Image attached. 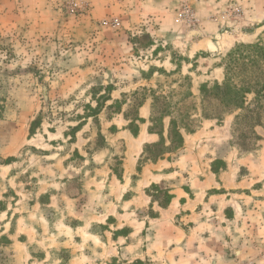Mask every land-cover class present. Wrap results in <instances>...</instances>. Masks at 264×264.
I'll list each match as a JSON object with an SVG mask.
<instances>
[{
  "label": "rangeland",
  "instance_id": "374dc122",
  "mask_svg": "<svg viewBox=\"0 0 264 264\" xmlns=\"http://www.w3.org/2000/svg\"><path fill=\"white\" fill-rule=\"evenodd\" d=\"M139 3L0 0V164L13 166L0 178V264H264V128L248 150V138L235 144L234 115L204 118L200 105L201 86L224 81L229 51L264 39V0H181L163 19H138ZM151 66L177 73L146 80ZM186 76L195 99L183 108L194 114L197 103L199 126L145 162L159 136L150 99L139 135L129 130L134 92L179 102ZM214 161L218 182L203 191ZM223 164L242 185H224ZM152 184L172 190L165 208Z\"/></svg>",
  "mask_w": 264,
  "mask_h": 264
},
{
  "label": "trees",
  "instance_id": "16d2710c",
  "mask_svg": "<svg viewBox=\"0 0 264 264\" xmlns=\"http://www.w3.org/2000/svg\"><path fill=\"white\" fill-rule=\"evenodd\" d=\"M147 36H139L137 40H144ZM158 51L155 50L154 54ZM225 79L222 83L217 82L210 88L207 85L201 86V111L204 118L216 119L221 122L226 116L234 115L233 136L236 138H248V141L241 144L248 150L255 149L258 146L262 136L258 134L257 128H264V39L259 37L253 43L236 44L227 54L225 59ZM165 73L167 75L175 74L176 71L167 72L163 68L151 66L147 72H143L146 80H150L154 73ZM190 80L189 90L184 94V97L176 102L169 100L167 94H162L158 89L143 87L141 90L134 92L135 108L138 113L131 118L129 130L133 136H138L140 133V125L145 123V119L140 115L139 110L144 106L148 99L151 100V111L149 117V133L157 134L159 141L148 143L144 146L145 162H157L160 158L168 153H173L181 149L185 144L184 133H194L200 119L195 116L197 113V103L194 102L193 114L190 110L183 108L188 99H195L192 91L191 77L186 76ZM107 92V91H106ZM141 96V98H138ZM251 96V97H250ZM103 100H111L109 94L104 95ZM215 100L218 104V110L209 109L207 107L208 100ZM123 101L115 100L113 105H118L121 108ZM102 103L97 102V106L87 105L89 112H98ZM121 110V109H120ZM125 114V118H128ZM42 118V117H41ZM169 120L167 136H165V121ZM40 118L33 121L30 128V133H34ZM75 134L77 128H72ZM81 157V156H79ZM143 157V156H142ZM123 159V158H122ZM212 171L218 175V170L215 165L220 163L214 161ZM122 164V162H121ZM227 168L226 164L221 167L222 170ZM140 170V166L138 167ZM150 196L153 202H157L161 207L165 208L170 204L174 195L171 189L163 184H152ZM152 217H156V213L151 212ZM112 218H109V221ZM120 232H123L122 230ZM138 264H145L138 261Z\"/></svg>",
  "mask_w": 264,
  "mask_h": 264
},
{
  "label": "crops",
  "instance_id": "0c3cea01",
  "mask_svg": "<svg viewBox=\"0 0 264 264\" xmlns=\"http://www.w3.org/2000/svg\"><path fill=\"white\" fill-rule=\"evenodd\" d=\"M180 1L181 0H137V2H140L138 5V19H141L142 17H149V19H151L150 17H157V19H160V17H158L160 15L162 16L161 19H163V16H167L173 7L175 8L179 5ZM12 167V164H0V178L6 180L10 175ZM222 171L223 172L219 173V179L225 182L224 185H227L226 183L229 182H232L234 185H242L241 183H243V181L237 179L234 182L235 179H232L234 178V169L226 168ZM203 176L204 177L199 178L200 189L203 191L214 189L215 184L218 182L217 174L211 169L208 170L203 168ZM187 216L189 217L190 214H187Z\"/></svg>",
  "mask_w": 264,
  "mask_h": 264
},
{
  "label": "built area",
  "instance_id": "2783aa9c",
  "mask_svg": "<svg viewBox=\"0 0 264 264\" xmlns=\"http://www.w3.org/2000/svg\"><path fill=\"white\" fill-rule=\"evenodd\" d=\"M186 9H188V8H186ZM186 9H185V13L187 14L188 13V10H186Z\"/></svg>",
  "mask_w": 264,
  "mask_h": 264
}]
</instances>
